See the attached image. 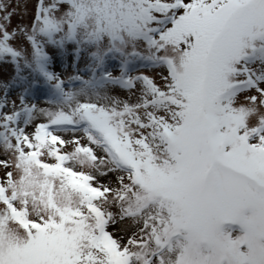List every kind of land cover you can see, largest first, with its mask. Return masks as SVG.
I'll list each match as a JSON object with an SVG mask.
<instances>
[{
    "label": "rangeland",
    "instance_id": "rangeland-1",
    "mask_svg": "<svg viewBox=\"0 0 264 264\" xmlns=\"http://www.w3.org/2000/svg\"><path fill=\"white\" fill-rule=\"evenodd\" d=\"M0 192V264H264V0H0Z\"/></svg>",
    "mask_w": 264,
    "mask_h": 264
},
{
    "label": "bare ground",
    "instance_id": "bare-ground-1",
    "mask_svg": "<svg viewBox=\"0 0 264 264\" xmlns=\"http://www.w3.org/2000/svg\"><path fill=\"white\" fill-rule=\"evenodd\" d=\"M198 7V5H194L193 6V8H197ZM203 7V6H202ZM85 88H88L87 86H82V85H79V86H75L74 88H73V91L74 92H76V93H81V94H83V95H91L92 94V91H90V90H88V89H85ZM111 90V89H110ZM114 90H117V91H119V89H114ZM84 91H86V92H84ZM112 95V94H111ZM136 95H137V93H136ZM36 105H38L39 106V104H30V105H28V106H26V108L24 109V111H20V116L22 115V116H27V114L30 112V111H32L33 110V108L34 107H36ZM54 135V133L53 132H50V137L51 136H53ZM74 135H81L80 133H73V132H68V134H67V136L66 135H64V134H58L57 136H56V139H57V141H68V140H71V138H74L73 136Z\"/></svg>",
    "mask_w": 264,
    "mask_h": 264
}]
</instances>
